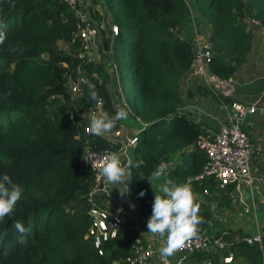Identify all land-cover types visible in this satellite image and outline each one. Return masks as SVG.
Here are the masks:
<instances>
[{
	"label": "trees",
	"instance_id": "1",
	"mask_svg": "<svg viewBox=\"0 0 264 264\" xmlns=\"http://www.w3.org/2000/svg\"><path fill=\"white\" fill-rule=\"evenodd\" d=\"M105 1L121 31L113 39L110 31L102 30L104 49L113 50L121 66L134 56L135 78L144 97L135 115L146 127L133 152V160L142 159L144 164L132 169L129 185L136 217L144 219L152 214L155 196L147 177L162 159L193 145L203 133L199 124L177 113L194 55L190 33L184 30L191 21L183 0ZM91 2L99 4V0ZM198 11L211 25L216 51L212 70L232 78L236 71L224 58L247 49L245 20L252 17L264 24V0H210L208 6L203 1ZM97 14L92 11L94 18ZM77 25L76 15L62 0H0V32L6 37L0 44V176L8 174L23 189L13 214L0 222V264H126L140 236L135 220L125 219L117 238L103 245V256L88 238L91 219L84 195L91 189L93 175L81 163L85 141L89 139L97 151L118 152L120 146L84 133L70 120L72 113L79 114L83 107L95 103L90 99L89 85L84 97L73 99L62 83L65 65L72 67L77 62ZM125 36L128 39L123 45ZM119 42L120 54L113 46ZM174 60L181 65L175 75L166 69ZM184 61L186 64H181ZM90 70L100 79L91 78L89 83L103 98L106 112L114 115L118 108L110 93L113 80L103 65H93ZM156 91L159 99L154 95L146 99ZM121 128L120 121L114 130ZM181 158L188 166L179 173L178 166L169 173L170 178L184 180L206 162L201 151ZM195 190L211 194L200 201L204 222L199 234L222 237L229 244L219 253L204 252L195 257L224 264L222 257L232 255L233 264H264V250L259 244H248L242 232L239 237L231 230L224 235L214 233L211 203L219 211L231 208L234 187L218 189L204 184ZM142 191L146 193L143 197L139 195ZM16 222L29 229L26 243L17 242Z\"/></svg>",
	"mask_w": 264,
	"mask_h": 264
},
{
	"label": "built area",
	"instance_id": "2",
	"mask_svg": "<svg viewBox=\"0 0 264 264\" xmlns=\"http://www.w3.org/2000/svg\"><path fill=\"white\" fill-rule=\"evenodd\" d=\"M183 1L189 7L188 14L193 29L191 40L194 55L190 66L191 77L196 78L220 102L221 106L226 110L227 117L226 123L221 126L216 134L204 131L198 136L193 145L181 150L176 155L162 159L157 167L162 165L165 177L170 179L169 173L178 167L181 155L201 151L206 157L202 170L186 179V181H192L193 190L196 186H202L212 179V183L218 189L234 187L240 191L241 198L243 197V190L248 189L253 197L255 177L252 173L251 163L254 146L244 127L250 116L263 115L264 108L260 107L258 102L253 105H247L234 100L236 82L231 78H223L212 70L214 47L211 33H200L196 25L197 15L191 6V0ZM62 2L77 17L78 25L75 37L79 43V51L75 57L77 62L72 67L65 65L67 71L62 82L65 92L73 99L84 97L90 79H100L99 74L94 70H90V67L103 65L106 74L113 80L110 93L116 106L120 107L122 104L119 101L122 100L125 107H127L120 87L118 63L114 59L113 51H106L103 46L102 30L105 29H101V26L97 24L92 11L83 9L86 5L90 8L92 7L90 1L62 0ZM247 20L249 27L255 29L264 37V24L255 18H248ZM109 31L112 33V37H116L120 33L119 26L115 23L110 24ZM186 86L187 84L185 88ZM91 110L99 113L106 112L104 101L99 108H96L94 103L83 107L79 114L72 113L70 115L72 124L82 127L86 134H91L89 131V113ZM178 115L181 114L178 113ZM99 137L105 138L112 145H119L120 150L118 152L120 155L125 153L127 149L136 147L139 141L137 136H133L124 127L119 130L113 129L111 132ZM85 146L81 163L92 172L93 182L91 189L84 195V199L89 205L88 214L91 219L88 238L92 240L94 248L100 256H103V245L117 238L120 226L125 219L132 218L135 220L140 236L136 239L131 255L126 259V264H165L158 251L160 247H157L153 241L146 239L141 233V220L136 217V213L133 210L130 194L127 192L121 197L112 193L110 186L104 184V179L100 174L102 168L101 160L104 155L114 151L111 149L97 151L96 148L91 146L89 139L85 141ZM202 194L206 198L211 196L207 190ZM245 208V214L253 213V219H255V225H257L254 234L245 240L250 245L259 244L261 249L264 250L259 213L255 211V206L251 210L248 206H245ZM228 247L229 244L222 237L216 238L209 234H198L185 248L177 253L195 256L204 252L219 253ZM169 260L173 264L170 258ZM233 261L232 255L222 257L224 264H232ZM202 264H213V259L204 260Z\"/></svg>",
	"mask_w": 264,
	"mask_h": 264
},
{
	"label": "crops",
	"instance_id": "3",
	"mask_svg": "<svg viewBox=\"0 0 264 264\" xmlns=\"http://www.w3.org/2000/svg\"><path fill=\"white\" fill-rule=\"evenodd\" d=\"M101 2L102 0H99V6ZM245 23V33L249 38V43L247 42V49H244L241 53L234 51V54H232V56L227 55L224 58V63L231 64L236 71V73L231 78L236 82V94L234 96V100L247 105H253L258 102L259 106L264 108V37L261 36L255 29H251V27H249L248 20H245ZM196 25L198 26L201 34L211 33V25H209L202 18L199 11L196 19ZM189 27L191 29V31L189 32V36L190 38H192L191 35L193 33V29L192 26L189 25ZM112 38L114 39L115 37ZM223 53L226 52L223 51ZM215 54L216 53L214 52V57ZM186 84L187 86L185 88ZM185 85L182 94V101L178 106V113L186 116L189 120H192L195 123L199 124L203 132L205 131L210 134H216L221 126L226 123V110L221 106L220 102L216 98H214L201 85V83H199L196 78L191 77V72L185 81ZM122 127H124V129H128L133 136L140 137L141 133L146 127V124L142 129L137 131H133L129 126H125L123 124ZM244 130L248 133L254 146L251 169L255 177V183L253 188V197L248 189L243 190L242 198L241 193L238 189L234 188V190L232 191L231 195L233 204L231 208H240L241 212L238 210L237 212H235L233 211L234 209L232 210L231 208H229L225 209L223 215L229 216L230 219L232 218L233 221H235V225L236 223H240L239 220H242L244 222L246 219L251 220L252 217L254 218L253 213L251 212L250 214H245V206H248L250 210L253 209V206H255V211L259 214L264 212V114H256L250 116L247 120V123L245 124ZM132 149L134 148L127 149L126 152L121 155V158L125 160L129 158L133 159L134 151ZM198 158L202 162L200 155H198ZM202 165L203 163L197 167V173H195V175L201 171ZM178 166L181 167L178 170L179 173L180 171L182 172V168L188 166V164L185 159L181 158ZM190 176L193 175L189 174L184 180H181L180 177L169 178L175 183L181 184L184 183ZM165 178L167 179V177ZM163 182L164 179H161L160 181H156L155 183L159 185ZM205 184L211 185L213 183L207 181ZM125 185L126 188L123 185L118 184L109 186L112 193L122 197L127 192L129 193L130 181L125 182ZM155 190L157 194H159V189L156 188ZM194 191L199 194L201 202L206 201V197L202 194V192H197L195 189ZM121 192H123L124 195H121ZM212 203V208H214L216 204ZM259 205H263L262 212L258 211ZM149 218L150 216L148 218L139 219L141 220L140 231L146 237V239L153 241L157 247H161V238L159 236H153L152 234L148 233L147 223ZM215 221L216 225L214 233H222L224 235L225 233L229 232L220 223L222 221L220 217L215 216ZM246 224L247 223L240 224V226L232 227V229L229 230L236 233L237 237H239V232H242L246 239L248 236H251L250 232H248L250 228L257 229V225L253 227L251 224V226L247 228L248 231H245ZM239 228H242L244 231H239ZM260 229L264 230V222L261 223ZM170 259L173 264H177V262L181 260L183 264H202V262L204 261L198 260L195 256H188L178 253H176L173 257H170Z\"/></svg>",
	"mask_w": 264,
	"mask_h": 264
},
{
	"label": "clouds",
	"instance_id": "4",
	"mask_svg": "<svg viewBox=\"0 0 264 264\" xmlns=\"http://www.w3.org/2000/svg\"><path fill=\"white\" fill-rule=\"evenodd\" d=\"M5 38V34L0 32V44H3ZM89 89L90 99L95 102L96 108H99L103 104V98L95 90V85L89 83ZM128 115L124 107L118 108L111 116L106 112L99 113L91 110L89 131L94 136H103L117 127L120 121L126 120ZM101 164L100 174L105 185L118 184L126 188L125 182L131 180L132 169L140 168L144 161L142 159L134 161L131 158L125 160L121 158L119 152H109L103 156ZM161 179H164V182L157 185L155 182ZM147 180L155 193L152 214L147 223L148 233L161 238L159 254L165 264H171L169 258L185 248L199 234V226L204 222L200 215L199 194L193 190L191 180L177 184L171 179H166L162 165L158 166ZM156 188L159 189V194ZM22 195V187L14 183L8 174L0 176V222L13 214ZM121 195L124 193L121 192ZM139 195L143 197L146 193L142 191ZM14 228L20 234L17 242L26 243L29 229L20 222H16ZM113 264H119V262L113 261ZM177 264H183L182 260Z\"/></svg>",
	"mask_w": 264,
	"mask_h": 264
},
{
	"label": "rangeland",
	"instance_id": "5",
	"mask_svg": "<svg viewBox=\"0 0 264 264\" xmlns=\"http://www.w3.org/2000/svg\"><path fill=\"white\" fill-rule=\"evenodd\" d=\"M89 1L91 3L90 5L92 7L90 8V7H88V5H86L83 7V9H85L87 11L88 10L94 11V13H99V14H97V18H94L95 21L97 22V24L99 26H101V29H105V30L109 31L110 24L113 22L114 23H116V22L114 21L115 20L114 15H112L108 9L107 1L102 0L100 6H99V4L93 6L91 0H89ZM203 1H204L206 6L209 5L210 0H191V6L193 8L195 7L194 9L197 12V16H198V5H200V3H202ZM185 7L188 11L189 7L187 5H185ZM185 7H184V9H185ZM195 10H194V12H195ZM196 12H195V14H196ZM190 26H191V23H190ZM184 30H188L189 32L191 31L189 26H186L184 28ZM127 39H128V37L125 36L122 39L121 43H123V45H126ZM121 43L119 42V44H116V43L113 44V46L116 47L115 50L119 51V54H120V50L122 48L120 45ZM61 46L65 47L64 44H61ZM215 53H216V51H215ZM133 58H134V56L132 55L131 57H128L125 62H122L123 63L122 66L118 65L119 66L120 87L122 89V96L125 100V103L127 104V107H125L122 100H120L119 102H121V104H122L120 107H124L129 113L128 118L126 120H123L122 124L125 126H129L133 131H137V130L142 129L145 126L143 121L135 115V109L137 106H140L144 103V97L141 96V88L139 87L138 83L136 82L135 72H134L133 64H132ZM114 59H115V56H114ZM117 59L118 58H116L115 61L118 63ZM121 60H122V58H121ZM181 64H186V61H184V63H181ZM162 68H165V67L162 66ZM180 68H181V65L178 63V61L174 60V62L168 64V68H166V69H168L169 74L175 75L176 71L180 70ZM178 80H179V78H178ZM153 95L155 97H157L158 99L160 98V92L156 91V93L148 95L146 97V99H149ZM142 98H143V101H142ZM120 107H117V108H120ZM171 118H172V116H169L167 120L169 121ZM162 127L163 126L160 127L159 131H161ZM138 143H139V141H138ZM151 147H152V149H154V146H151ZM135 148L136 147H134V149ZM134 149H132V150L134 151ZM212 209L214 211L215 216L220 217V219L222 220L220 223L224 226V228L227 229V231H229V229H232V227H238V226H240V224H243V223L244 224L247 223L245 231H248L247 228L250 227L251 224L253 227H255V220L253 219V217L251 218V220L246 219L244 222L242 220H239L240 223H238V224L236 223V225H235V223H234L235 221H233L232 218L230 219L229 216L223 215L225 210L219 211L218 208H216V206ZM231 209L233 210L234 208H231ZM133 210L135 211L134 206H133ZM237 210L240 211L241 209L235 208L233 211L237 212ZM229 215H230V213H229ZM231 217H233V216H231ZM259 218L261 220V223L264 222V212L259 214ZM242 230H243L242 228H239V231H242ZM254 230L255 229H252V228L249 229L248 232H250L251 236L254 234V232H255ZM261 232H262L263 239H264V230H261ZM251 236H248V237H251Z\"/></svg>",
	"mask_w": 264,
	"mask_h": 264
},
{
	"label": "water",
	"instance_id": "6",
	"mask_svg": "<svg viewBox=\"0 0 264 264\" xmlns=\"http://www.w3.org/2000/svg\"><path fill=\"white\" fill-rule=\"evenodd\" d=\"M209 182L212 183V179L209 180ZM258 211H259V212H262V211H263V205H259V207H258Z\"/></svg>",
	"mask_w": 264,
	"mask_h": 264
}]
</instances>
